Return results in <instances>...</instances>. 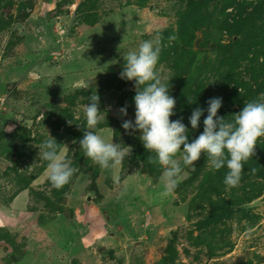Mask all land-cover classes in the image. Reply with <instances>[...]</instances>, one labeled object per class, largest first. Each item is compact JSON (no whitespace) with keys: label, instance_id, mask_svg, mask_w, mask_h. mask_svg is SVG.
I'll use <instances>...</instances> for the list:
<instances>
[{"label":"rangeland","instance_id":"374dc122","mask_svg":"<svg viewBox=\"0 0 264 264\" xmlns=\"http://www.w3.org/2000/svg\"><path fill=\"white\" fill-rule=\"evenodd\" d=\"M170 35L158 70L190 141L203 131L204 116L196 130L188 119L197 106L222 97L218 115L231 120L264 92V0H0V264H264V137L238 186L202 155L162 196L155 153L121 126L125 104L135 119L123 56ZM82 46L95 62L74 67L67 51ZM73 72L81 82L67 84ZM92 92L105 112L95 131L131 147L111 170L78 143ZM49 135L79 169L60 189L39 157Z\"/></svg>","mask_w":264,"mask_h":264},{"label":"clouds","instance_id":"9594fccd","mask_svg":"<svg viewBox=\"0 0 264 264\" xmlns=\"http://www.w3.org/2000/svg\"><path fill=\"white\" fill-rule=\"evenodd\" d=\"M175 39V35H170L167 42L162 36L144 40L136 50L123 56L125 63L119 75L123 80L134 82L135 119H123L128 115L125 104L118 109L121 126L128 134L138 132L145 149L155 153V156L149 155L148 160L163 169L162 196L175 192L184 168L194 167L202 155L207 156L215 170L226 167L223 183L226 187H236L245 164L256 155L258 140L264 137V92L244 103L239 112L232 114L231 120L218 115L223 106L222 97L210 98L206 109L197 106L188 119L191 129L196 130L204 116L203 131L190 141L189 128L183 123V117L170 119L176 115V99L170 94V80L163 78L158 70L162 50L170 47ZM188 102L194 100L189 98ZM82 110L86 127L82 126L83 137L78 143L85 157L104 170L122 165L125 158L131 156V147L108 140L95 131L105 119L97 92L88 96V103ZM59 145L49 135L39 147V157L47 161L49 180L57 189L69 184L79 171L70 160L58 154ZM180 153L182 155L177 158Z\"/></svg>","mask_w":264,"mask_h":264},{"label":"crops","instance_id":"0c3cea01","mask_svg":"<svg viewBox=\"0 0 264 264\" xmlns=\"http://www.w3.org/2000/svg\"><path fill=\"white\" fill-rule=\"evenodd\" d=\"M81 40H79V41H81ZM84 49H85V46H82V47H80V50L77 48H70L67 51V55L70 53V60H71L72 66L78 67V68H84L87 65H89L90 63L95 62V61H93L95 59L91 60V58L89 57V54L85 53ZM53 53L56 56V58H55L56 61H59L60 59L62 60L63 56H61V54H59L57 51H54ZM39 64H41V63H39ZM39 64H36L35 66H38ZM65 64H67L66 61L65 62L63 61L60 63L59 62L55 63L54 66L52 67L53 68L52 70H54L55 72H60V69ZM68 76H69L68 81L67 80L65 81L67 84L69 82H74L75 80H78L79 79L78 76H80V73L79 72H73V73L68 74ZM55 77H57V76H55ZM78 82H81V80L79 79Z\"/></svg>","mask_w":264,"mask_h":264},{"label":"water","instance_id":"95a60500","mask_svg":"<svg viewBox=\"0 0 264 264\" xmlns=\"http://www.w3.org/2000/svg\"><path fill=\"white\" fill-rule=\"evenodd\" d=\"M127 87L130 89H135L132 82L127 83ZM259 200H264V196L260 197ZM102 250V246L98 247L97 251L100 252Z\"/></svg>","mask_w":264,"mask_h":264}]
</instances>
